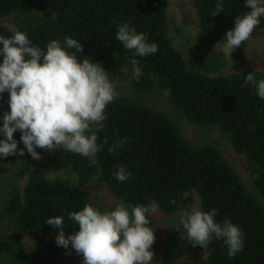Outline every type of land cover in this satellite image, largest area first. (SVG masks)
I'll use <instances>...</instances> for the list:
<instances>
[{
	"label": "trees",
	"instance_id": "trees-1",
	"mask_svg": "<svg viewBox=\"0 0 264 264\" xmlns=\"http://www.w3.org/2000/svg\"><path fill=\"white\" fill-rule=\"evenodd\" d=\"M216 2L192 0L199 29L210 40L223 42L236 16L251 9L245 0H223L224 11L212 16ZM8 15L14 31L1 23ZM125 22L158 46L155 54L136 57L143 71L139 81L133 78V52L116 39L118 26ZM169 26L167 0H0V35L21 31L45 49L53 39H76L84 45L78 59L95 55L114 80L122 79L126 69L137 95L165 90L172 111L138 96L118 94L107 106L105 128L98 132L102 151L89 159L56 150L58 166L74 173L76 182L48 178L44 163L33 160L26 149L24 156L13 155L12 166L0 180V264H35L24 239L36 233L57 235L59 230L45 222L50 217L64 218L66 236L78 231L68 216L91 204L80 186L96 175L120 202L147 205L155 200L158 209L169 214L190 203L196 193L203 211L216 209L217 222L228 219L244 233L243 251L234 258L228 256L223 240L214 238L206 250V264H264V204L216 146L187 139L177 121L223 132L244 155L253 188L264 197V100L251 84H244L249 72L259 80L264 71L224 73L227 60L218 51L196 52L190 65L173 45ZM261 28L264 17L256 29ZM20 135L14 133L18 149L24 147ZM125 138L121 148L109 152L116 140ZM120 166L132 173L124 182L114 175ZM178 224L179 220L168 235L160 264H172L181 255L180 246H192ZM69 249L72 264H82V256L70 245Z\"/></svg>",
	"mask_w": 264,
	"mask_h": 264
},
{
	"label": "clouds",
	"instance_id": "clouds-1",
	"mask_svg": "<svg viewBox=\"0 0 264 264\" xmlns=\"http://www.w3.org/2000/svg\"><path fill=\"white\" fill-rule=\"evenodd\" d=\"M251 10L236 16L234 28L223 37L222 52L231 53L252 37L264 17V0H245ZM224 11L223 0H217L212 16ZM116 39L124 49L133 52V78L143 76L136 57H147L158 51L156 43H149L145 33H138L130 22L121 23ZM221 42V41H220ZM218 42L217 45L220 43ZM216 45V46H217ZM84 45L68 36L63 42L53 39L46 49L35 46L27 34L16 31L10 37L0 35V98L8 93V108L0 126V157L24 156L25 149L33 160L41 159V149H57L92 159L103 150L98 144V132L105 128L107 106L118 96L116 85L100 62L88 57L78 59ZM74 51H69V50ZM216 49V47H215ZM245 86L251 84L259 98L264 100V79L257 80L253 73L245 76ZM19 131L24 147L18 149L14 133ZM127 138L116 140L109 152L121 148ZM106 143V141H105ZM115 178L124 182L132 173L120 166ZM159 208L155 200L144 204L118 202L111 210L85 204L79 211L69 213L68 219L79 230L65 234L64 218L54 216L45 222L58 229L57 246L74 249L82 256V264H152L155 241L149 216ZM177 228L182 226L183 238L204 249V257L213 239L223 240L227 254L234 258L243 251L244 233L239 226L225 219L217 222V210L203 211L193 207L181 210ZM71 254V252H66Z\"/></svg>",
	"mask_w": 264,
	"mask_h": 264
},
{
	"label": "rangeland",
	"instance_id": "rangeland-1",
	"mask_svg": "<svg viewBox=\"0 0 264 264\" xmlns=\"http://www.w3.org/2000/svg\"><path fill=\"white\" fill-rule=\"evenodd\" d=\"M167 13L170 20L169 35L172 43L182 51L190 65H193L196 52H222L223 42L210 40L199 29L196 9L193 6L192 0H167ZM1 23L8 29L15 30L10 15L1 18ZM218 42L220 43L217 45ZM224 57L227 60V66L222 70L224 73L244 68L261 69L264 71V28L255 29L250 40L236 48L231 53L230 58L225 55ZM88 58L93 63L100 62L95 55H91ZM123 71L125 75L120 80H114L109 77L115 83L118 94L138 96L156 108L171 111L165 90L156 89L149 94L137 95L131 88L126 69L123 68ZM8 110V93L5 92L2 94V98H0V126H2V116ZM177 121L187 139L195 143H209L216 146L225 159L236 168L243 179V183L264 204V197H261L253 188L251 183L252 173L247 166L244 155L234 149L230 139L223 132L218 128L202 129L183 120ZM0 139H3L2 134H0ZM11 158L12 156H8L7 158L0 157V180L3 179V175L7 174L12 166L10 162ZM40 160L45 165V174L48 178H66L72 182H76L74 173L58 166L56 151H44ZM80 188L88 196L92 206L101 211L111 210L120 202L111 192L110 188L105 183L99 181L98 175L84 183ZM191 196V202L183 205L176 213H164L158 209L157 212L149 216L151 219L149 226L154 229L155 234V241L151 248L155 254L152 264H160L168 235L180 218L178 213L181 210L190 211L193 207L201 209L198 195L193 192ZM55 236L50 233H36L24 239L26 246L34 258L35 264H72V255L66 254L70 249L57 246ZM179 251L181 252L180 257L172 264H206L204 252L197 247L180 246Z\"/></svg>",
	"mask_w": 264,
	"mask_h": 264
}]
</instances>
